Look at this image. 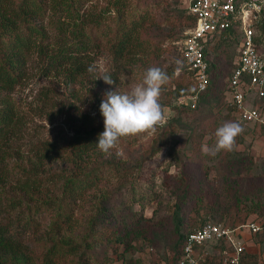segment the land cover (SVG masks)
<instances>
[{
  "label": "rangeland",
  "instance_id": "rangeland-1",
  "mask_svg": "<svg viewBox=\"0 0 264 264\" xmlns=\"http://www.w3.org/2000/svg\"><path fill=\"white\" fill-rule=\"evenodd\" d=\"M43 1L46 13L39 20L48 32L49 44H40H48L46 50L55 55L64 45L81 47L74 54L83 55L86 65L83 72L65 60L55 67L50 57L41 56L34 45L25 55V77L13 88L0 91L10 93L18 113L17 125L9 129L2 141L7 167L5 187L20 196V208L38 209L34 220H20L19 224L10 220L8 225L20 238L25 256L42 264L53 241L61 246L67 240L78 250L75 254H60L56 264H174L179 234L209 216L229 224H233L234 214L264 221V188L236 199L227 184L233 183L230 175L240 169L245 176L262 174L264 183V127L239 123L227 110V101L216 105L205 98L203 104L190 107L180 103L182 96H173L176 81L186 85L189 80L187 72L183 73L186 63L179 48L191 27L186 18L188 0H81L76 4L81 19L68 17L66 0ZM119 12L125 13L130 26L136 25L139 44H131L129 54L118 61L110 54L109 46L102 44L97 49L91 44L86 52H81L88 33L95 31L91 27L98 14L117 17ZM81 20L87 33L75 25V21ZM157 47L159 50L155 51ZM236 53L237 47L233 45L229 58ZM93 64L97 70L89 73L87 69ZM153 66L166 72L175 70L159 97L166 109L167 123L153 133L121 137L119 156L112 149L111 154L102 152L101 159L88 167L72 168L68 158L72 144L77 143L72 139L75 131H87L89 127L104 130L100 112L103 93L118 88L130 92L142 82L145 70ZM101 74L110 75L114 83L96 79ZM221 115L227 121L238 122L243 132L236 137L233 151L204 155L201 146H214ZM184 163L188 168V189L180 178ZM198 172L203 178L200 183ZM26 175L38 184L33 187L36 199L30 194L32 189L28 195L20 192L19 185ZM70 180L88 186L78 193L75 202L67 200L64 194ZM47 200L51 201L49 207L44 203ZM0 202V219L15 213L7 209L10 197L1 187ZM59 207L63 208L62 215L57 214ZM252 207L255 212L250 214ZM135 210L142 212L141 220L128 216ZM64 212L72 213L71 221L63 220ZM59 223L63 225L57 226ZM88 242H92L91 249ZM247 246L251 251L264 250V241L259 246L250 236ZM211 251L213 254L204 264H224L219 249Z\"/></svg>",
  "mask_w": 264,
  "mask_h": 264
},
{
  "label": "trees",
  "instance_id": "trees-1",
  "mask_svg": "<svg viewBox=\"0 0 264 264\" xmlns=\"http://www.w3.org/2000/svg\"><path fill=\"white\" fill-rule=\"evenodd\" d=\"M81 0H66V9L68 10V17L75 19L79 17L81 19L80 10L76 7L77 2ZM46 2L43 0H0V29H3V32H0V91L5 90L7 88H13L16 84L20 83L22 79L26 75V52L31 51L34 45L38 46L39 53L41 56L46 55L50 57V62L53 66L57 67L63 64L64 62H69L73 64V68L80 70V72L85 71V59H83V55H75L77 53L78 47L74 48L72 45H64L58 52V55L50 54L46 49H48L49 39L48 32L41 26V21L39 17H42L45 14L44 6ZM127 10L126 8L122 9L123 12ZM186 18H188L191 22V26L194 25L196 21V17L187 9ZM119 12L117 17L107 16L104 17L100 14L94 19V24L91 28H95L93 33H88V40H85V45L81 52H86L87 48H89L91 44L96 45V49L102 45L109 46L108 48L111 50L110 54L114 57L115 60L122 59L126 54H129L128 50L131 44L138 45L139 41L136 40V35L138 30L136 29V25L130 26L127 23V16L125 13ZM186 13V12H185ZM184 13V15H185ZM105 14V13H104ZM107 16V17H106ZM70 18V19H71ZM113 19L110 23L105 24L106 20ZM141 24L145 21L141 19ZM75 25H79L83 30L86 29L83 21H75ZM85 31V30H84ZM25 32L27 36L25 37ZM85 33H87L85 31ZM6 36H9L8 38ZM7 38V40L5 39ZM87 38V34H86ZM186 38V34L182 38V41ZM39 40V41H37ZM41 42H47L48 44L42 45ZM213 48L210 52V76L211 81L208 89L202 94L200 104H203L205 98L207 101H215L216 105H219L223 100L227 101V84L229 82V76L231 74L232 68L234 67V58L230 59V52L233 49V45L236 47L239 44V38L231 33L228 36L216 35L212 39ZM78 49H81L78 48ZM236 49V48H235ZM157 47L155 51H158ZM79 53V52H78ZM180 56L183 61L184 54L181 52ZM61 60H65L64 62ZM185 63V62H184ZM82 69V71H81ZM84 69V70H83ZM175 70L171 69V71L167 72L169 77L174 74ZM188 74L187 84L181 82V80H177V87L174 89V97L177 95L178 98L193 93L196 88V80L193 76L192 71L189 70L188 66H185L186 75ZM183 74V75H184ZM182 75V74H181ZM183 79V77H181ZM188 87V88H187ZM10 93L4 92L0 93V187L5 190V194L7 197H10V202L8 203L11 212L15 211V213L7 218L0 219V264H35L33 259H29L28 256L22 252V242L19 237L14 233L13 228L8 226L10 220H17V223H20V220H34L36 215L38 214L35 206L33 209L29 206L28 209L20 208L21 202L17 200H21L20 196H15L12 190H6L5 181L7 177V167L5 166L6 162H4L5 152H2L4 147L3 138L8 134V132L13 129L14 126L17 125V108L15 102L12 100V97L9 95ZM218 127L227 121L225 117L222 115L219 116ZM242 124V123H241ZM256 127H264V126H255ZM10 129V130H9ZM101 133V129L87 128L86 130H78L75 131V134L72 136L73 141L76 140V144H72L71 156L69 155L68 162L72 165V168L76 166L88 167L91 163L95 161H99L102 156V151H100L96 143L98 140V134ZM52 148V147H47ZM74 148V149H72ZM44 158H46V154H42ZM190 160V159H189ZM89 161V162H88ZM187 163L182 164L183 174L181 175V181L185 184L186 189H188L189 180L186 179L187 175ZM243 170H238L235 174H231L233 177V183H227L230 185V190L232 193H235L236 199H244L255 193H258L259 188H264V183L262 180V174H250V175H241ZM246 171L247 168H246ZM186 174V175H185ZM240 177V178H239ZM203 181L202 176L197 174V183ZM70 184V185H69ZM38 184L29 181V176L26 175L25 179L19 185L20 192L24 195H28V193L33 190L32 197L36 199V192L34 188H36ZM34 187V188H33ZM88 186L78 185L76 181L70 180L67 183V188L64 189V194L67 200L75 202L77 200L78 193L81 192L82 189L87 188ZM19 191V190H18ZM232 193H230L232 195ZM233 196V195H232ZM51 201L47 200L46 205L51 206ZM2 203V202H0ZM179 206V204H177ZM236 205L233 206V209L236 208ZM18 208L19 211H18ZM62 207L58 208L59 215L62 212ZM232 209L229 207L227 209L230 212ZM250 214L255 212V208H251L249 210ZM66 213V212H64ZM67 214V215H66ZM63 214V220H67L68 222L72 219V213ZM129 217H133L136 220L142 219L141 211H131L128 214ZM212 217V216H211ZM210 216L208 218H211ZM2 218V217H0ZM205 218L202 224L208 219ZM215 219V218H214ZM4 220H8L7 222ZM216 220V219H215ZM248 219L238 218L237 214H234V218L232 219V223L229 224L226 221H222L230 226H238V224L244 223ZM247 222V221H246ZM197 226H193L192 228H186L183 230L179 237L177 238L176 246V256L175 263L177 259L182 254L183 246H184V238L192 231H194ZM63 225V224H57ZM180 226V223L177 224V227ZM127 233V232H126ZM255 240L257 242L264 241V228L255 235ZM119 243L122 240L118 241ZM59 243L53 241L51 247L46 251L44 255V260L42 264H56L57 258L60 254H75L78 250V246L72 245L69 241L64 240V244L59 246ZM88 248L91 249L93 247L92 242H88ZM260 259L257 253H244L242 256V264H259Z\"/></svg>",
  "mask_w": 264,
  "mask_h": 264
},
{
  "label": "built area",
  "instance_id": "built-area-1",
  "mask_svg": "<svg viewBox=\"0 0 264 264\" xmlns=\"http://www.w3.org/2000/svg\"><path fill=\"white\" fill-rule=\"evenodd\" d=\"M187 9L196 21L179 48L196 88L179 98L180 103L199 104L211 81L212 39L233 33L239 44L227 84V110L243 125L264 126V102H258L264 99V0H188ZM261 221L248 220L233 227L208 218L184 238L176 264H204L212 248L219 249L224 264H242L248 251L247 234L259 233L264 228Z\"/></svg>",
  "mask_w": 264,
  "mask_h": 264
},
{
  "label": "clouds",
  "instance_id": "clouds-1",
  "mask_svg": "<svg viewBox=\"0 0 264 264\" xmlns=\"http://www.w3.org/2000/svg\"><path fill=\"white\" fill-rule=\"evenodd\" d=\"M179 63V61H177ZM96 66L90 65L89 73L96 72ZM105 83L114 81L108 74H101ZM168 73L160 67H149L143 74V80L131 89L123 92L105 91L100 104V112L104 117V130L98 134L97 148L105 154L116 149V155L122 154L118 148L121 137L137 135L144 132L153 133L158 126L167 123L166 109L159 102L162 86L169 81ZM243 132L242 126L235 121H225L215 130V144H202L204 155L215 156L220 151H233L236 137Z\"/></svg>",
  "mask_w": 264,
  "mask_h": 264
},
{
  "label": "crops",
  "instance_id": "crops-1",
  "mask_svg": "<svg viewBox=\"0 0 264 264\" xmlns=\"http://www.w3.org/2000/svg\"><path fill=\"white\" fill-rule=\"evenodd\" d=\"M250 236H252V235H249V234H247V239H249V237ZM255 236H253V238H254ZM255 239V238H254ZM256 241V240H255ZM256 243L259 245V246H261V244H262V242H257L256 241ZM248 253H257L258 254V256H259V259H260V263L259 264H264V250H262L261 248H259L258 249V251H255V250H253V251H251V250H249V247H248V251H247ZM246 252V253H247Z\"/></svg>",
  "mask_w": 264,
  "mask_h": 264
}]
</instances>
